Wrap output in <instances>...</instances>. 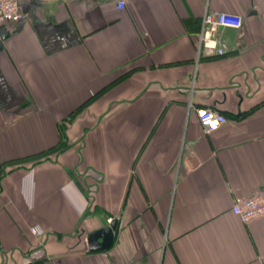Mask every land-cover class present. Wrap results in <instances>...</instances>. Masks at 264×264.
<instances>
[{
  "label": "crops",
  "instance_id": "crops-1",
  "mask_svg": "<svg viewBox=\"0 0 264 264\" xmlns=\"http://www.w3.org/2000/svg\"><path fill=\"white\" fill-rule=\"evenodd\" d=\"M124 1L20 0L1 30L0 264H264V219L233 212L264 198V0ZM207 12L242 22L223 55Z\"/></svg>",
  "mask_w": 264,
  "mask_h": 264
},
{
  "label": "built area",
  "instance_id": "built-area-1",
  "mask_svg": "<svg viewBox=\"0 0 264 264\" xmlns=\"http://www.w3.org/2000/svg\"><path fill=\"white\" fill-rule=\"evenodd\" d=\"M117 9L122 10L126 6L124 0H118ZM20 0H0V40L2 38L1 30L3 27L18 22L21 19ZM232 17L225 13L207 12L203 18V28L200 36V43L208 51H217L220 55L224 50L218 48V43L213 40L214 34L221 26L241 27L242 22L237 23L228 21ZM197 114L205 134H212L227 124V117L214 109H197ZM233 212L242 222L250 223L257 219H264V198L256 194L254 196H238L235 199ZM35 236H42L43 230L39 226L31 228Z\"/></svg>",
  "mask_w": 264,
  "mask_h": 264
},
{
  "label": "water",
  "instance_id": "water-1",
  "mask_svg": "<svg viewBox=\"0 0 264 264\" xmlns=\"http://www.w3.org/2000/svg\"><path fill=\"white\" fill-rule=\"evenodd\" d=\"M3 39H5V37H3ZM117 228L118 220L115 219L110 225L90 233L87 237L88 249L91 252L109 250L114 244Z\"/></svg>",
  "mask_w": 264,
  "mask_h": 264
},
{
  "label": "trees",
  "instance_id": "trees-1",
  "mask_svg": "<svg viewBox=\"0 0 264 264\" xmlns=\"http://www.w3.org/2000/svg\"><path fill=\"white\" fill-rule=\"evenodd\" d=\"M228 21L230 22H234V23H237L238 20L236 17H229L228 18ZM77 114V113H76ZM64 139H65V136H64ZM66 143L63 142V139L62 141L60 142V144L56 147V148H53L49 151H44V152H41V153H38L36 155H32L30 157H27V158H24V159H20V160H16V161H13L12 163L10 164H19V163H22V162H26V161H31V162H34V163H39L41 162L42 160H44L45 158H47V156L52 153V152H56V151H60L61 149H63L65 147ZM7 164H2L1 167H0V179L2 178V176L5 174V166Z\"/></svg>",
  "mask_w": 264,
  "mask_h": 264
}]
</instances>
